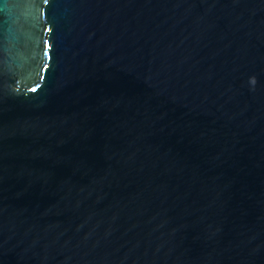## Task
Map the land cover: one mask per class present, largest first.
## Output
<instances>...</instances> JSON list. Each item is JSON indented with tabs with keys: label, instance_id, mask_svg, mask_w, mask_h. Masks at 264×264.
I'll use <instances>...</instances> for the list:
<instances>
[{
	"label": "water",
	"instance_id": "1",
	"mask_svg": "<svg viewBox=\"0 0 264 264\" xmlns=\"http://www.w3.org/2000/svg\"><path fill=\"white\" fill-rule=\"evenodd\" d=\"M0 264H264V0H0Z\"/></svg>",
	"mask_w": 264,
	"mask_h": 264
}]
</instances>
